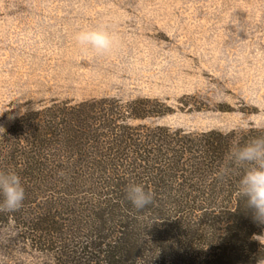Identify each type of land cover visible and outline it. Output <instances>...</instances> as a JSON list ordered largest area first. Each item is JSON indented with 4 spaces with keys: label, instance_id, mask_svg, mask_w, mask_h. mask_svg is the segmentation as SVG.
<instances>
[{
    "label": "trees",
    "instance_id": "obj_1",
    "mask_svg": "<svg viewBox=\"0 0 264 264\" xmlns=\"http://www.w3.org/2000/svg\"><path fill=\"white\" fill-rule=\"evenodd\" d=\"M173 113L148 99L24 113L0 139V170L19 173L25 200L0 212V226L57 264H258L264 224L236 195L238 176L220 169L234 141L264 130L135 125ZM131 182L155 193L146 209L127 201Z\"/></svg>",
    "mask_w": 264,
    "mask_h": 264
},
{
    "label": "rangeland",
    "instance_id": "obj_2",
    "mask_svg": "<svg viewBox=\"0 0 264 264\" xmlns=\"http://www.w3.org/2000/svg\"><path fill=\"white\" fill-rule=\"evenodd\" d=\"M95 26L114 35L109 51L76 41ZM102 99L174 112L135 125L264 130V0H0V139L26 112ZM55 261L0 226V264Z\"/></svg>",
    "mask_w": 264,
    "mask_h": 264
},
{
    "label": "clouds",
    "instance_id": "obj_3",
    "mask_svg": "<svg viewBox=\"0 0 264 264\" xmlns=\"http://www.w3.org/2000/svg\"><path fill=\"white\" fill-rule=\"evenodd\" d=\"M230 23L236 35L245 31L244 22L238 18L233 17ZM75 39L80 45L103 53L111 49L115 37L104 27L95 26L81 29ZM220 174L238 176L236 195L252 211L254 220L264 224V135L250 137L244 142L234 141L225 155ZM125 197L134 209L144 210L153 203L155 193L142 183L131 182L126 186ZM24 200L25 188L19 173L14 169L0 170V212H15L23 206ZM258 264H264V257Z\"/></svg>",
    "mask_w": 264,
    "mask_h": 264
}]
</instances>
